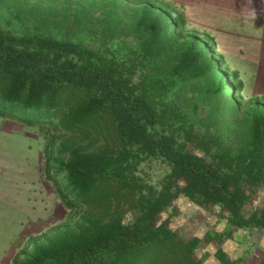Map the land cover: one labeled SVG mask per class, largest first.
I'll use <instances>...</instances> for the list:
<instances>
[{
	"label": "trees",
	"instance_id": "16d2710c",
	"mask_svg": "<svg viewBox=\"0 0 264 264\" xmlns=\"http://www.w3.org/2000/svg\"><path fill=\"white\" fill-rule=\"evenodd\" d=\"M138 2L85 0L37 17L34 30L0 24V120L72 135L48 146L42 170L67 222L30 238L13 264H206L198 253L212 245L219 264H240L246 257L232 259L225 242L264 233V201L247 211L264 193V95L238 146L225 145L245 84L216 58V40L169 3ZM83 34L93 47L76 40ZM152 159L170 167L159 185L141 175ZM180 198L219 210L224 231L179 236Z\"/></svg>",
	"mask_w": 264,
	"mask_h": 264
},
{
	"label": "rangeland",
	"instance_id": "374dc122",
	"mask_svg": "<svg viewBox=\"0 0 264 264\" xmlns=\"http://www.w3.org/2000/svg\"><path fill=\"white\" fill-rule=\"evenodd\" d=\"M85 0H2L0 1V24L8 29H13V27L20 28L28 25L29 28L34 30L39 22L38 18L46 19L50 14H57L63 10L64 7L71 5L76 7L78 5H83ZM99 1V0H94ZM130 6L137 7L139 5V0H125ZM71 3V4H70ZM39 7L38 16L33 15V8ZM100 6L96 4V10ZM245 14L246 12H241ZM239 14V17L243 16ZM100 10H98V14ZM38 17V18H37ZM234 18V17H233ZM60 19V15L52 17V20L57 21ZM262 21L264 22V13H262ZM232 22V19H231ZM129 29V28H127ZM255 32V31H254ZM124 38V39H123ZM123 41H126L130 46H136V40L130 36L129 33H125L122 36ZM76 40L83 45H88L93 47L92 37L83 34L78 35ZM121 40L117 41L119 44ZM117 45V44H115ZM216 58L220 57V53L217 50ZM224 68L226 64L222 65ZM231 68V67H230ZM233 71V70H232ZM236 73V72H231ZM237 83L245 84V89L243 91L244 98L242 103L238 106L240 112L238 114L229 113L226 115L228 123H233L236 136H225L224 144L228 146H233L236 148L248 129L247 121V111L253 104L252 100L255 97H261L264 93H258L257 83L260 84L261 79L253 78H236ZM264 86V84H262ZM212 131L219 135V133L224 132V129ZM72 137V135L60 131H56L53 128H42L40 126H25L21 123L13 120H0V182L3 183L8 181V183H18L21 181L26 182L28 178L26 176H20V172L25 173L22 165L26 169L28 159L30 155L35 157V159L40 163L38 166V172H40L41 177L37 178V182H45L42 170L44 167V154L48 146L54 141L65 140ZM3 151V152H2ZM29 163V162H28ZM21 165V167L19 166ZM141 175L148 180V182L159 185L170 172V167L161 159H152L147 161L141 166ZM28 169H26V172ZM24 175V174H23ZM32 178V177H31ZM55 193L52 183L48 184ZM48 192V190H47ZM2 201V200H0ZM5 201V200H4ZM60 201V200H59ZM264 201V193L259 191L258 194L253 196L251 203L247 205L248 213L260 207ZM61 202V201H60ZM59 203V202H58ZM2 205V204H0ZM56 206V203H54ZM62 205V203H61ZM176 206L179 211V216L172 218L171 226L174 231H176L179 236L183 238H189L193 235L203 236L208 231H221L223 232L226 228L223 217L220 211L215 209L202 210L195 206L191 201L185 198H180L176 201ZM1 209V206H0ZM55 210V209H54ZM79 213H83L79 211ZM70 214H63L61 218L52 217L46 221H41L40 228L33 232L31 238H42L45 234H49L53 229L58 228L67 222V218ZM80 214L73 211V216H75V221L78 219ZM168 215V214H167ZM5 222L2 224L0 221V231L1 226L5 225V238H0V247L8 246L11 244L12 238H8L10 234H16L19 230L18 225L14 222H10L9 215L6 212ZM26 223L25 219H22ZM73 224V223H72ZM28 245V244H27ZM26 246V245H25ZM24 248V247H23ZM214 245L210 248L200 251L198 255L205 261L206 264H219V262L214 258L215 253ZM225 251L232 257V259H237L238 257H246L245 262L240 264H264V233L260 231H241L236 234L232 240H228L224 244Z\"/></svg>",
	"mask_w": 264,
	"mask_h": 264
},
{
	"label": "crops",
	"instance_id": "0c3cea01",
	"mask_svg": "<svg viewBox=\"0 0 264 264\" xmlns=\"http://www.w3.org/2000/svg\"><path fill=\"white\" fill-rule=\"evenodd\" d=\"M164 1L184 16L191 29L205 32L216 40L218 51L230 72H236L238 77L261 79L256 92L264 93V0ZM240 13L243 16L239 17ZM28 162V171L22 165L25 173L20 172V176L28 178L26 182H0V221L2 224L6 221L7 212L10 222L19 228L16 234L8 237L12 238L11 244L0 247V264H13L31 236L34 237L33 232L40 228L41 221L68 214L56 192L46 182L36 181L41 177L38 172L40 163L33 155ZM4 230L5 225H2L1 239L5 238Z\"/></svg>",
	"mask_w": 264,
	"mask_h": 264
}]
</instances>
